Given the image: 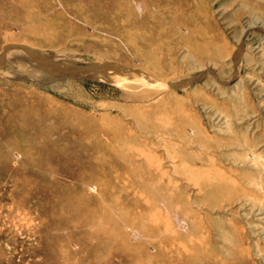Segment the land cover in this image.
<instances>
[{
    "label": "rangeland",
    "instance_id": "1",
    "mask_svg": "<svg viewBox=\"0 0 264 264\" xmlns=\"http://www.w3.org/2000/svg\"><path fill=\"white\" fill-rule=\"evenodd\" d=\"M1 56L0 264H264V0H0Z\"/></svg>",
    "mask_w": 264,
    "mask_h": 264
},
{
    "label": "bare ground",
    "instance_id": "2",
    "mask_svg": "<svg viewBox=\"0 0 264 264\" xmlns=\"http://www.w3.org/2000/svg\"><path fill=\"white\" fill-rule=\"evenodd\" d=\"M28 52H30L32 57H34L36 62H37L35 70H38L39 72L40 71L41 72L45 71V72L51 73V76H55L56 75L55 74V71H56L55 67H53L51 61H49V60H51L49 57L45 56L44 54H40V53H37L35 51H32V50H28ZM1 59H2V56H1L0 60ZM58 66L63 71L69 72V74H72V75H74V74L78 75L79 73H81L80 68H78L77 66L71 65V64L62 63V64H59ZM68 69H71V71L68 70Z\"/></svg>",
    "mask_w": 264,
    "mask_h": 264
}]
</instances>
